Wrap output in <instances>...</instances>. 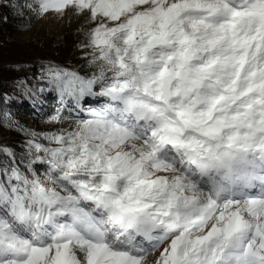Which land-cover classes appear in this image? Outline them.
Segmentation results:
<instances>
[{
  "label": "snow or ice",
  "instance_id": "obj_1",
  "mask_svg": "<svg viewBox=\"0 0 264 264\" xmlns=\"http://www.w3.org/2000/svg\"><path fill=\"white\" fill-rule=\"evenodd\" d=\"M19 7L86 16L96 71L42 66L71 127L0 149V264H264V0Z\"/></svg>",
  "mask_w": 264,
  "mask_h": 264
},
{
  "label": "trees",
  "instance_id": "obj_2",
  "mask_svg": "<svg viewBox=\"0 0 264 264\" xmlns=\"http://www.w3.org/2000/svg\"><path fill=\"white\" fill-rule=\"evenodd\" d=\"M28 2L30 0H0V149L9 148L18 154L26 151L30 139L47 146L48 142L41 137L51 131H41L40 127L48 123V118L57 109L63 107L59 93L49 91L46 82L40 79L42 66L60 64L46 60V56L52 53L46 54L35 47L26 54L22 48L26 45L14 38L25 31L30 23L32 11L19 7ZM64 68L73 70L66 64ZM73 71L90 75L96 69L86 61L81 70ZM41 87L45 88L42 93L38 91ZM2 156L0 153V158Z\"/></svg>",
  "mask_w": 264,
  "mask_h": 264
},
{
  "label": "rangeland",
  "instance_id": "obj_3",
  "mask_svg": "<svg viewBox=\"0 0 264 264\" xmlns=\"http://www.w3.org/2000/svg\"><path fill=\"white\" fill-rule=\"evenodd\" d=\"M31 13L33 15L30 16L27 29L14 36L19 43L26 45L22 47L24 52L28 54L29 49L35 47V49L42 50L46 54L52 53L50 56H46V60L56 62L61 67L66 64L73 70H81L86 61L91 58V50L82 48L81 44L87 42L90 29L94 25L88 22L86 16H79L71 9L62 17L52 14L37 16L35 12ZM55 50L57 51L56 55H53ZM93 103V106H96L97 102L93 101ZM70 127L71 121L59 125L46 123L40 127V130L53 132ZM78 255L80 254L78 253ZM153 255H158V253Z\"/></svg>",
  "mask_w": 264,
  "mask_h": 264
}]
</instances>
